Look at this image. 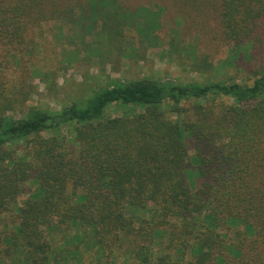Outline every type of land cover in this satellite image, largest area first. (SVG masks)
Instances as JSON below:
<instances>
[{"label": "trees", "instance_id": "16d2710c", "mask_svg": "<svg viewBox=\"0 0 264 264\" xmlns=\"http://www.w3.org/2000/svg\"><path fill=\"white\" fill-rule=\"evenodd\" d=\"M143 1L0 0V264H64L53 233L73 231L71 253L87 248L73 264H264V63L242 81L108 78L57 110L7 114L8 57L29 55L43 22L101 20L108 47L130 24L153 44ZM164 1L227 44L226 65L264 55V0Z\"/></svg>", "mask_w": 264, "mask_h": 264}, {"label": "rangeland", "instance_id": "374dc122", "mask_svg": "<svg viewBox=\"0 0 264 264\" xmlns=\"http://www.w3.org/2000/svg\"><path fill=\"white\" fill-rule=\"evenodd\" d=\"M158 1L155 4L154 0H145L136 5L144 9L137 23L153 15L157 18L154 31L157 40L153 44L140 42L137 30L130 24L122 30L121 43L117 47H108L103 45L101 20H97L91 30L78 28V25L58 18L43 22L30 45L31 53H16L19 63L8 57L10 67L5 72L3 70L9 89L5 93L6 98L11 101L7 114L22 117L23 109L28 105L57 110L60 105L81 97L89 85L105 84L108 78L134 79L147 75L182 82L230 78L242 81L250 79V70L264 63V55L255 51L251 58L243 59L241 56L235 64L226 65L225 58L230 49L226 43L221 39L205 38L191 19H179L180 12L169 1ZM120 3L125 11L134 8V3ZM159 4L162 10L156 11ZM79 12L78 7L73 11L74 15ZM81 21L88 26L89 22ZM111 114L115 112L111 111ZM186 143L188 158H194L193 143L190 139ZM72 147L75 148L70 145L69 150ZM34 187V183L25 184L24 193L17 199L19 205ZM126 213L127 216L135 215L132 210ZM134 224L137 226L138 222L135 220ZM46 236L51 237L50 232L47 231ZM73 236L74 231L64 237L61 232L53 233L54 244L65 248L64 264L77 263V255L87 252L85 245L79 244L76 253H71L74 246L69 241ZM101 258L91 252L85 254L84 261L95 264V260Z\"/></svg>", "mask_w": 264, "mask_h": 264}]
</instances>
